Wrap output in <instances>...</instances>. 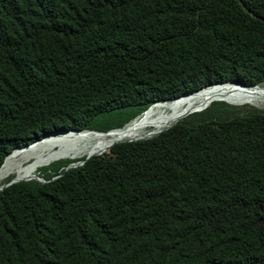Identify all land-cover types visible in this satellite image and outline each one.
Wrapping results in <instances>:
<instances>
[{"label": "trees", "instance_id": "1", "mask_svg": "<svg viewBox=\"0 0 264 264\" xmlns=\"http://www.w3.org/2000/svg\"><path fill=\"white\" fill-rule=\"evenodd\" d=\"M223 82L264 84V0H0V167ZM81 161L0 189V264H264L263 109L210 101Z\"/></svg>", "mask_w": 264, "mask_h": 264}, {"label": "bare ground", "instance_id": "2", "mask_svg": "<svg viewBox=\"0 0 264 264\" xmlns=\"http://www.w3.org/2000/svg\"><path fill=\"white\" fill-rule=\"evenodd\" d=\"M216 99H236L255 106L264 105V85L244 87L235 83L213 84L194 93L150 106L146 111L124 124L119 132L99 134L91 130H62L60 133H52L53 135L44 137L40 141L37 140L27 147L16 149L9 154L0 167V185L6 180L12 181L29 169L44 165L51 160H59L72 154H98L108 150L109 146L117 141L155 135L187 114ZM153 106L156 107L154 111H152L155 108ZM147 113L149 114L145 116ZM144 116L147 120L141 123ZM20 179L23 178L17 180Z\"/></svg>", "mask_w": 264, "mask_h": 264}, {"label": "rangeland", "instance_id": "3", "mask_svg": "<svg viewBox=\"0 0 264 264\" xmlns=\"http://www.w3.org/2000/svg\"><path fill=\"white\" fill-rule=\"evenodd\" d=\"M262 85H264V84H262ZM216 100H221V99H216ZM212 101H214V100H212ZM221 101H224V102H226V103H228V104H231V105H234V106H244V105H246V106H252V107H254V108H257V109H263L264 110V105H260V106H255V105H252V104H249L248 102H245V101H240V100H236V99H226V100H221ZM209 103V102H208ZM208 103H206V104H204L203 106H201L200 108H198L197 110H195V111H193V112H191V113H189V114H187L186 116H184L183 118H186L188 115H190V114H192V113H194V112H197V111H199V110H201L202 108H204L206 105H208ZM133 118V117H132ZM183 118H181V119H183ZM181 119H179L178 121H180ZM130 120V119H129ZM128 120V121H129ZM147 120V117H142V119H141V123L142 122H145ZM128 121H126V122H128ZM178 121H176V122H178ZM125 122V123H126ZM174 124V123H173ZM171 126V125H170ZM168 128V127H167ZM164 129H166V128H164ZM163 130V129H162ZM90 131V130H89ZM91 131H93V132H95V133H99V134H101V132H99V131H94V130H91ZM67 132H71V131H67ZM60 133V132H59ZM75 133V132H74ZM57 134V133H56ZM53 135V134H52ZM50 136V135H49ZM153 136V135H152ZM48 137V136H47ZM149 137H151V136H149ZM145 138H148V137H145ZM140 139H143V138H140ZM134 140H138V139H134ZM123 141H125V140H123ZM120 142V141H119ZM29 146V145H28ZM105 151H107V150H105ZM105 151H103V152H105ZM102 153V152H101ZM101 153H98V154H101ZM98 154H92V155H98ZM89 156H91V155H77V154H72V155H69V156H66V157H64V158H62V160L63 159H68V160H72V162H70V164H74V165H76V164H80L82 161H81V159H84V158H87V157H89ZM61 160V159H60ZM53 161H55V160H51V161H48L46 164H44V165H41V166H36V167H33V168H31V169H29L28 171H26V172H24L20 177H18V178H16V179H14V180H17V179H19V178H23V179H20V180H26V179H30V178H35V179H38V180H40L41 179V175H43L44 174V172L43 171H41L40 170V168H42V167H44V166H46L47 164H49V163H51V162H53ZM8 182V183H7ZM12 182H14V181H10V180H6V182H3L2 184H5V183H7V184H10V183H12ZM1 184V185H2Z\"/></svg>", "mask_w": 264, "mask_h": 264}, {"label": "water", "instance_id": "4", "mask_svg": "<svg viewBox=\"0 0 264 264\" xmlns=\"http://www.w3.org/2000/svg\"><path fill=\"white\" fill-rule=\"evenodd\" d=\"M223 83H234V82H223ZM235 84H238V85H240V86H244V85H241V84H239V83H235ZM253 86H255V85H253ZM244 87H252V86H244ZM181 96H182V95H181ZM178 97H179V96H178ZM171 100H172V99H171ZM155 103H158V102H155ZM152 104H153V103H152ZM150 105H151V104H150ZM150 105H149V106H150ZM149 106H148V107H149ZM143 111H145V110H143ZM143 111H142V112H143ZM142 112H140L139 114H137L136 116H134V117L131 118V119H134L135 117H137L138 115H140ZM131 119H130V120H131ZM130 120H129V121H130ZM126 123H127V122H126ZM126 123H124V124H126ZM124 124H123V125H124ZM123 125H122V126H123ZM61 130L79 131V130H74V129H61ZM55 132H56V131H55ZM52 133H54V132H52ZM36 140H37V139H36ZM125 141H131V140H125ZM117 142H119V141H117ZM120 142H121V141H120ZM70 166H74V164H70V163H69V164H67V165L64 167V169H66V168H68V167H70ZM12 181H18V180H12ZM7 183H8V182H7ZM7 183L0 185V189H1L2 187H4V186L8 185Z\"/></svg>", "mask_w": 264, "mask_h": 264}]
</instances>
